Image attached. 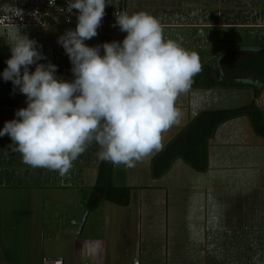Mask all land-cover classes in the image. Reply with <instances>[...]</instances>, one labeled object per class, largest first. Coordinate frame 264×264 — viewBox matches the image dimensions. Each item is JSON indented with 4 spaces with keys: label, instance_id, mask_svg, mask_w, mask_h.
I'll return each mask as SVG.
<instances>
[{
    "label": "clouds",
    "instance_id": "obj_1",
    "mask_svg": "<svg viewBox=\"0 0 264 264\" xmlns=\"http://www.w3.org/2000/svg\"><path fill=\"white\" fill-rule=\"evenodd\" d=\"M108 3L67 0L68 12L78 10L77 24L57 42L72 64V81L57 78L55 64L38 63L46 57L17 28L8 44L2 77L26 96L27 107L5 122L0 137L9 136L10 150L32 168L65 177L92 144L99 159L133 168L162 151L163 134L180 123L176 102L202 71L198 54L165 39L160 21L144 11L115 15L113 26L127 33L122 41L86 45Z\"/></svg>",
    "mask_w": 264,
    "mask_h": 264
},
{
    "label": "rangeland",
    "instance_id": "obj_2",
    "mask_svg": "<svg viewBox=\"0 0 264 264\" xmlns=\"http://www.w3.org/2000/svg\"><path fill=\"white\" fill-rule=\"evenodd\" d=\"M136 1L137 5L133 6L134 11H144L143 8L145 7L148 10L149 7L145 5L147 1ZM256 1L232 0V7H234L231 15L232 23H230L234 24L232 27H224L220 21H218L216 28L213 26L208 27L206 26L207 22L201 19V28L199 30L163 28L164 37L165 39H172L174 41L179 39L181 41L183 38L182 33H184V38L189 39V43L185 44L184 48L189 51H199L202 66L205 64L210 65L215 58H219L232 48L243 47L247 44L255 48H264V12H260L262 14L260 17L261 27L257 29L240 28L243 25L242 23L248 24L250 22L249 24H252L251 21L259 15H256L257 11L253 10L255 8L253 5H257ZM260 1L264 2V0H259V3ZM117 7V0H110V3L106 5L104 16L106 20L109 19L110 26L108 28L106 27L107 29L103 27L98 30L99 35L96 36L98 41L94 37L92 38L94 39L93 42H86V45L90 47L101 45V39L104 37H110L113 41H122L124 39L127 33L121 32L118 25L113 26L116 23V18L111 14V11L116 10ZM247 7L249 8L248 10ZM222 17L225 18V15L219 16L220 20ZM54 26L56 27H48L42 35L37 33L35 36L31 32H27L28 29L25 27H21L18 30L21 35H27L30 39H34L37 42L38 50L46 57V59H42L38 63L47 64L51 62L52 64L62 66L63 80L72 81L74 79L71 71L72 64L64 48L57 41L58 37L62 36L67 30L75 29L64 27L63 24L57 23ZM15 35L16 29H7L0 33V46L3 45L4 47L3 50H0V53L4 58L9 59L11 56V50L8 44L12 42V38ZM193 35H198V37L193 38ZM197 38H199L198 45H195L194 42L192 44L191 41H197ZM101 55H103L102 49ZM29 70L34 71L35 65L29 66ZM250 80L253 83L256 81L255 78H251ZM259 83L258 87H255L258 92L264 89V82ZM8 87H14L11 81H8ZM190 92L183 94V98L185 99L183 103L176 104L182 114L190 112L187 110L188 102L190 101ZM236 93L239 92L232 90L228 92V95H235ZM233 97H230V99L235 100L236 96ZM259 100L263 101L261 98ZM26 107L27 103L21 102L20 108L18 109ZM193 117H196L194 113ZM189 126L190 124L186 128ZM179 130L181 129H177L176 125H174L170 130L165 132L163 134V150L153 153L151 156L137 162L135 167L128 168L124 165H115L119 174L118 182L130 189L133 188L135 183H151L154 179L152 158L157 154L153 160L154 164L157 157L167 152L173 143L183 140L180 137L183 130ZM8 140L11 141L10 137H8ZM8 140L6 141L5 139V141L1 142L0 151L3 150V147L9 146L12 143V141L7 143ZM98 151V145L92 144L85 153L73 162V165L75 163L76 165L86 163L88 167L86 170L87 175L93 178V175L96 176L97 172L99 173L100 164L103 161L98 158ZM2 153L5 155L7 152H1L0 156ZM14 155L19 158L18 155L20 154L14 153ZM0 162L2 164L1 158ZM0 178L2 177L0 176ZM166 179L165 177L162 181H167ZM185 180L189 182L188 184H192L194 178L187 176ZM257 182L259 183L258 188L250 190L247 193V197L244 194V189H238L237 192L233 189L224 190L218 188L215 192L209 193L210 196L207 201L203 203V200H200L199 204H196V200L193 197L195 192L190 193V191L184 190L173 191L172 189L154 190L152 194H155V196H150L146 200L147 202H144V209H146L147 213L143 217L144 221L142 222L144 224L142 227L139 208L141 201L140 192L136 191V189H131V206L126 208L116 207L117 214H115L113 221V247L110 251H104L101 246L99 259H102V261L100 262L105 264H122L124 261H132L140 257L144 258L143 264H264V169L259 170ZM3 185L0 179V218L8 214V216H13V214L20 213L19 210L14 209H20L26 203L31 202L26 189H20V187L8 188L6 186L3 187ZM159 186L163 185L159 184ZM162 192H164L165 207L158 211V207L155 205L156 201L154 200H157V197L160 198L156 194ZM35 196L36 199L33 201H39L42 206L46 207V210L43 211L47 229L45 238L46 247H51V233L56 230L55 226L57 224L61 228L60 230L58 226V232H63V228H65L63 226L65 225L81 241L88 239L93 244L95 240H98L97 236L104 233V230L107 229V219L101 213L103 211L101 210L102 207L97 212L95 211V213H90V211L86 210L83 215L77 218L78 225L71 227L69 219L71 214L68 215L66 204L52 205L53 203H50L47 197H45L43 189H36ZM46 196H48L47 191ZM55 197L57 200L65 201L68 194L56 190ZM53 201L55 200L51 202ZM200 204H204L203 207ZM207 210H214L216 219L211 223V227H209L211 228V232H208V235L204 238H198L194 230L196 229V225L202 221L203 216L205 217ZM162 211L165 221L163 237L155 238L152 235L148 236L149 233L145 228L147 217L145 218V216L149 214L153 219L155 218L152 221L154 225L157 221L156 218L161 216ZM88 213L89 216L85 227L80 234V227ZM103 221L104 223L102 224ZM206 223L204 224L206 225ZM13 225L15 224L12 222L10 225L11 229ZM0 233L2 232L0 231ZM10 249L11 247H8V249L4 248V240L0 237V262L7 259L5 253L9 252L8 250ZM141 253L142 255H140Z\"/></svg>",
    "mask_w": 264,
    "mask_h": 264
},
{
    "label": "crops",
    "instance_id": "obj_3",
    "mask_svg": "<svg viewBox=\"0 0 264 264\" xmlns=\"http://www.w3.org/2000/svg\"><path fill=\"white\" fill-rule=\"evenodd\" d=\"M124 1L126 12L129 15L139 12L133 10V6L137 5L136 0ZM145 1H147L145 5L149 8L148 10L146 7L143 8L144 11L156 17L160 21L162 28L199 30L201 28V19L207 22L206 26L208 27L213 26L216 28L218 21H220L221 24L223 23L224 27L234 26V24H230L232 23L231 15L234 10V7H232V0ZM256 2L257 5H253L255 6L253 10L257 11L256 15H259H255L256 17L254 16L255 19L251 21L252 24H249L250 22H248V24L242 23L243 25H241L240 28L257 29L261 27L260 17L262 14L260 12H264V2L260 1L259 3V0ZM248 9L247 7V10ZM221 15H225V18L222 17L221 19L223 21L219 18ZM203 26L206 27L205 25ZM51 27L55 28L56 26L52 25ZM31 34L34 36L36 35L35 33ZM182 35L183 38L181 41L177 39L176 42L184 48L185 44L189 43V39L184 38V33H182ZM195 37H198V35H193V38ZM196 40L197 41L192 40L191 43L198 45L199 38ZM248 45L249 44L242 48H255L252 47V45ZM259 49L264 50L263 47L258 48V50ZM196 53L200 56L199 51ZM190 89L191 90L187 92L189 93L191 91L187 109L190 112L182 114L180 123L176 125L177 129L183 130L186 128V126L191 124L202 112L234 110L246 107L252 103H255L258 110L262 112L264 124V89L259 92L257 89L251 87L241 88L242 90L239 88ZM232 90L239 93L228 95V92ZM228 96L231 98L236 96V99L231 100ZM182 98L183 94L180 95L176 104L183 103L185 99L183 98L182 100ZM259 98L263 99V101H260ZM26 101V96L20 93L18 88L8 86L0 87V129L3 128L6 121L16 118L15 113L19 110L18 108H20L21 102L27 103ZM193 113L196 117H193ZM8 137L7 135L0 137V144L2 141H5V139L7 141ZM9 142L11 141L8 140L7 143ZM1 152H7L5 155L2 153L0 156L2 161V164L0 162V176L2 178L0 179L4 184L3 187H20V189H26L31 202L26 203L25 206H22L20 209H14L17 211L19 210L21 215L18 212V214H13V216H8V214L0 218V231L2 232L0 233V237L4 240V248L8 249V247H11V249L8 250L9 252L5 253L7 259L0 262V264H54L56 261L62 264H105L100 262L102 259H99V250L101 246L104 251H110L113 247V221L115 214H117L116 207L119 206L104 203L96 210L97 212L102 207L101 210L103 211H101V213L107 219V229L104 230V233L97 236L98 240H95L94 244L89 242L88 239L81 241L80 238L72 234L70 229L66 228L65 225L63 226L65 227L63 228V232H58L59 225L57 224L55 226L56 230L51 233V247H46L45 238L47 229L43 212L46 210V207L42 206L39 201H33L36 199L35 190L43 189L45 197H47L50 203H53L52 205L57 206V204H66L67 213L68 215L71 214L69 218L70 226H77V218L88 210V198L92 188L96 184L98 172L96 176L93 175V178H91L87 175L86 170L88 167L86 163L81 165H76L75 163L65 177H60L58 172L49 171L44 168H32L24 164L22 162V157L20 155H18L19 158L15 156L8 145L3 147L0 153ZM208 153L209 169L206 173H198L182 159H177L170 170L160 179H153L149 184L135 183L131 189H136V191L140 192L141 201L139 208L141 214V227L144 224V222H142L144 221L143 217L147 213L146 209H144V202H147L146 200L149 199L150 196H155V194H152L154 190L172 189L173 191L184 190L190 191V193L195 192L193 197L196 200V204H199L200 200H203V203L207 201L210 196L209 193L215 192L218 188L224 190L233 189L237 192L238 189H244L246 197L250 190L258 188L259 183L257 179L259 170L264 169V137L257 134L248 117L237 118L221 125L209 142ZM156 155L152 158V170L153 160ZM118 175L114 165V186L126 188L123 184L118 182ZM184 176L194 178L192 184H188L189 182H186ZM165 177L167 181H162ZM159 184L163 186H159ZM56 190L68 194L67 199L65 201L57 200L55 197ZM46 191L48 192V196H46ZM156 195L160 196V198L157 197V200H154L156 201L155 205L158 207V211H160L165 207L164 192ZM52 200L55 201L51 202ZM203 205L200 204L202 207ZM130 206L131 204L127 207ZM93 212L95 213V211ZM87 215L89 216V213ZM146 217L145 228L149 233L148 236L152 235V237L155 238L163 237L165 231L163 211L161 212V216L156 218L157 221L154 225L152 221L155 218L153 219L149 214L145 216V218ZM215 219L216 215L214 214V210H207L200 224L198 223V225H196V229L194 230L196 237H206L208 232H211V228L209 227H211V223L214 222ZM12 222L15 225H13L11 229L10 225ZM103 223L104 221L102 224ZM204 223H206V225ZM59 229L61 230L60 226ZM96 243H98V245L95 246ZM140 255H142V253ZM143 259L144 258L139 257L132 261H124L122 264H135L137 261L143 264Z\"/></svg>",
    "mask_w": 264,
    "mask_h": 264
},
{
    "label": "trees",
    "instance_id": "obj_4",
    "mask_svg": "<svg viewBox=\"0 0 264 264\" xmlns=\"http://www.w3.org/2000/svg\"><path fill=\"white\" fill-rule=\"evenodd\" d=\"M105 42L112 40L104 37L101 45ZM7 60L8 58H4L0 53V82L4 81L2 73L7 67ZM55 65L57 66L55 75L63 79L62 66ZM250 78H255L256 81L253 83ZM259 82H264V50L237 47L229 49L210 65H203L202 71L193 78L191 88H255ZM241 117H248L257 134L264 137L263 114L255 103L234 110L202 112L182 131L180 137L183 140L173 143L167 152L157 157L152 170L154 179L164 176L177 159H182L198 173H206L209 169L210 140L221 125ZM113 171L114 164L108 161L101 162L96 184L88 198V211H96L104 203L119 207H127L130 204L132 190L115 187Z\"/></svg>",
    "mask_w": 264,
    "mask_h": 264
},
{
    "label": "built area",
    "instance_id": "obj_5",
    "mask_svg": "<svg viewBox=\"0 0 264 264\" xmlns=\"http://www.w3.org/2000/svg\"><path fill=\"white\" fill-rule=\"evenodd\" d=\"M117 4V9L111 11L114 16L126 12L124 0H117ZM77 16L78 10L67 11V0H0V33L7 29L25 27L28 29L27 32L42 35L48 27L55 23L75 29ZM108 26L109 19L106 20L103 17L98 30ZM95 39L97 40L96 37ZM93 40H86L85 43L93 42ZM54 264L62 263L56 261ZM135 264L140 263L137 261Z\"/></svg>",
    "mask_w": 264,
    "mask_h": 264
},
{
    "label": "flooded vegetation",
    "instance_id": "obj_6",
    "mask_svg": "<svg viewBox=\"0 0 264 264\" xmlns=\"http://www.w3.org/2000/svg\"><path fill=\"white\" fill-rule=\"evenodd\" d=\"M4 49V47H3V45H1L0 46V50H3ZM6 86H8V81H1L0 82V87H6Z\"/></svg>",
    "mask_w": 264,
    "mask_h": 264
},
{
    "label": "water",
    "instance_id": "obj_7",
    "mask_svg": "<svg viewBox=\"0 0 264 264\" xmlns=\"http://www.w3.org/2000/svg\"><path fill=\"white\" fill-rule=\"evenodd\" d=\"M87 218H88V215H86V217H85V219H84V221H83V223H82V225H81V227H80V234L82 233V231H83V229H84V227H85V224H86Z\"/></svg>",
    "mask_w": 264,
    "mask_h": 264
}]
</instances>
